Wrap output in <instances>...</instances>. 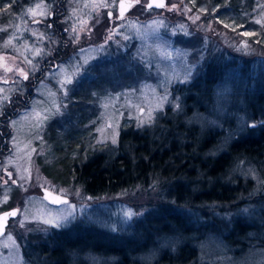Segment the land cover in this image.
<instances>
[{
  "label": "rangeland",
  "instance_id": "374dc122",
  "mask_svg": "<svg viewBox=\"0 0 264 264\" xmlns=\"http://www.w3.org/2000/svg\"><path fill=\"white\" fill-rule=\"evenodd\" d=\"M59 1L28 0V5L14 15L13 21L6 23L9 25L7 37H0L4 41L0 44V56L5 57L7 66L35 73L42 61L47 63L45 75L31 95H27L29 81L15 71L5 73L0 66V98L5 95L9 98L7 102H0V213L13 208L19 210L0 237V264H38L34 243L52 229L67 227L78 219L113 232L129 231L135 218L156 204L158 194L154 186L135 185L121 193L92 197L66 176L63 167L85 162L91 156L92 137L98 145L115 144L112 140L117 142L124 123H140L141 120L148 123L149 112L153 120L164 111L170 87L190 81L204 59L226 53L264 60V48L243 35L248 30L225 27L215 18L216 11L205 12V7L201 8L204 11L195 9L187 0H166L165 7L155 9L147 7L150 0H138L122 19L118 18L120 0H115L114 7H104L101 0H62L58 6ZM106 2L113 4V0ZM38 3L47 5L50 14L40 16L44 8L37 9ZM61 4L65 7L63 14L59 11ZM29 8L36 11L35 17L27 14ZM62 31L67 33L68 43L63 41L61 49L67 44L69 53L60 61L57 54ZM190 34L205 36V43L202 40L200 48L190 46L189 53L179 41L185 39L190 44L196 41ZM12 35L15 36L12 45L4 48L3 44ZM132 42L137 46L133 55L122 58L125 55L122 53L120 57V52L133 47ZM245 42L249 45L246 49ZM35 49H40L41 54L35 55ZM208 50L212 56L210 53L204 56ZM25 57L32 61L35 70ZM4 63L0 61V65ZM89 66L91 70L86 71ZM83 75L89 85L86 90L102 89L104 94L88 103H97V121L93 122V128H85L87 135L82 149L70 153L63 138L68 136L71 127L64 123L63 117L69 112L74 84ZM66 78L72 82L66 84ZM230 80L216 91L215 114H196L194 122L202 127L222 125L233 90ZM162 99V107L158 109ZM55 120L59 121V131L49 128ZM249 122L246 115L239 114L235 127L216 152L224 151ZM71 136L73 142L79 138L74 132ZM235 172L254 181L255 188L247 199L224 210L213 206L210 211H199L196 216H216V220L213 218L216 224L226 229L223 234H228L238 219L251 222L258 233L240 237L234 244L222 235L210 233L200 244L204 260L210 264H264V180L248 162L241 163ZM42 188L59 194L63 190V196L69 200L60 206L49 204L42 195ZM50 220L59 226L45 223ZM225 223L229 226L225 227ZM158 243L173 250L180 240L166 237ZM156 254L157 251L151 250L138 258L150 262ZM84 259L86 264L103 262L100 256L91 254Z\"/></svg>",
  "mask_w": 264,
  "mask_h": 264
},
{
  "label": "trees",
  "instance_id": "16d2710c",
  "mask_svg": "<svg viewBox=\"0 0 264 264\" xmlns=\"http://www.w3.org/2000/svg\"><path fill=\"white\" fill-rule=\"evenodd\" d=\"M187 2L195 9L205 7V12L216 11L215 18L229 28L238 27L255 33L249 36L250 40L264 48V25L255 23L258 19L264 20V0ZM26 5L28 0H0V27L3 26L0 29H7L0 31L1 38L7 37L9 32L6 23L12 22L14 15ZM60 8L59 11L65 13L64 5L61 4ZM66 34L62 31L60 35L57 54L60 61L69 53L67 44L61 49L63 41L68 43ZM190 35L196 41L191 44L185 39L179 41L188 51L190 46L202 47V40L205 43V36ZM174 41L177 43L176 39ZM136 48L133 43L132 48L120 52L119 56L125 53L122 58H130ZM209 53L210 50L204 56ZM262 61V58L227 56L226 53L204 59L195 68L196 74L190 81L170 87L164 111L152 122L142 126L136 121L124 123L115 144L98 145L91 135V156L85 162L63 167L67 177L92 197L121 193L135 185H152L157 189L158 200L135 218L127 232H113L84 219L52 229L34 243L38 264H86L84 258L90 254L100 256L103 259L101 264H210L204 260L200 247L201 240L210 233L224 236L231 244L240 237L257 234V228L253 229L252 223L243 219L234 221L232 229L228 227V234H223L226 229L216 224V216L200 218L196 213L210 211L213 206L224 210L247 199L255 185L252 178L235 172L243 162L253 164L257 175L264 180ZM91 68L89 66L86 71ZM140 71L144 72L142 68ZM84 75L74 84L69 101L71 112L66 111L63 117L64 123L71 127L68 136L63 138L70 153L82 149L81 144L87 135L85 128H93L97 121L98 105L88 103L104 94L102 89L86 90L89 85ZM228 79H231L233 90L222 125L202 127L194 122L196 114H215L216 91ZM239 114L246 115L250 122L224 151L216 152L227 133L235 127ZM58 124L59 121L55 120L49 128L59 131ZM73 132L79 137L75 142L71 136ZM227 226L229 224L225 223ZM166 237L179 239L178 247L173 250L161 247L158 240ZM151 250L157 251L153 260H139L138 256Z\"/></svg>",
  "mask_w": 264,
  "mask_h": 264
},
{
  "label": "snow or ice",
  "instance_id": "6c2138e0",
  "mask_svg": "<svg viewBox=\"0 0 264 264\" xmlns=\"http://www.w3.org/2000/svg\"><path fill=\"white\" fill-rule=\"evenodd\" d=\"M137 2H138V0H137ZM101 3H102V5H103L104 7H114V6H116V5H115V0H113V4H112V5H109V4L106 2V0H101ZM127 6L130 7V6H132V5H131V3H129ZM35 7H36L37 9H39V8H44V11H41V12L39 13V15L42 16V17L47 16V15L50 14V13L47 11V5H43V4L38 3V4H36ZM118 7H119V16H118V18H122V17H123L124 10H125V7H126L125 0H120V3H119V5H118ZM147 7H148V8H151V7H152V4H148ZM156 7L163 8V7H165V4H164L163 2H161V3L156 4ZM173 7H175V6H173ZM262 7H264V6H262ZM201 11H204V9H201ZM27 14H29V15L35 17L37 13H36V11H35L33 8H29V9H27ZM108 15L111 16L112 14L109 12ZM33 22H34V23H39V21H37V20H33ZM255 23L264 25V20H259V19H258V20L255 21ZM49 26H50V25H49ZM225 27H228V25L225 24ZM6 30H7V29H0V31H6ZM233 30H235V29H233ZM74 31H75V29H74ZM254 34H255V33H249V32H245V33H243V35H245V36H251V35H254ZM42 37H43V34L41 33V34H40V38H42ZM14 39H15V36H14V35L9 36V38H8V39L5 41V43L3 44V47H4V48H8L9 46H11L12 43H13V40H14ZM243 47H244L245 49L249 47V45L247 44V42L244 43ZM34 54H35V55H40V54H41V50H40V49H35V50H34ZM25 60H26V62L32 67V69L35 70V66L32 64V61L29 60V59H27V57H25ZM0 61H5V63H4L3 65H0V66H3V67H4L5 73H11V72H14V71H15L16 74L19 75V76H21V77H23V79H25V80L28 79V73H27L23 68H21V67H16V68H14V67H9V66H7V62H6L4 56H0ZM0 79H2V78H0ZM4 82L7 83L8 81H7L6 79H4ZM71 82H72V81H71L70 78H66V79H65V83H66V84H67V83H71ZM165 98H166V97H165ZM8 99H9V98L5 95V96H3L2 98H0V102H7ZM162 103H163V99L161 100V102L158 103V105H157V108H158V109L162 107ZM141 111H142V110H141ZM0 114H2V112H0ZM138 119H140V118L138 117ZM147 122H149V123L152 122V115H151V112L148 113V120H147ZM143 123H145V121H144V120H141V121H140V125L142 126ZM112 142H113V143H116V140L113 139ZM9 176H11V173H9ZM45 191H46V195H47L48 197H51L53 203H61V204H66V203H67L66 200H64V199L61 198L62 195H63V190H60V193H61L60 195H55V196H53L52 192H49L47 189H46ZM18 211H19V210H15V211H11V212H5V213L3 214V216L0 217V222L6 220V218L9 217V216H12V217L16 216ZM129 215H131V213H129ZM45 223L55 224L56 226H59V224H56L55 221H51V220H50V221H45ZM2 226H3V224L0 223V227H2Z\"/></svg>",
  "mask_w": 264,
  "mask_h": 264
},
{
  "label": "water",
  "instance_id": "95a60500",
  "mask_svg": "<svg viewBox=\"0 0 264 264\" xmlns=\"http://www.w3.org/2000/svg\"><path fill=\"white\" fill-rule=\"evenodd\" d=\"M136 2H137L136 0H125L126 7H125V10H124V13H123V17H122V18H124L125 15L128 14V13L131 11V9L135 6ZM161 2H163L164 4H166V0H150V3H149V4H152V7H151V8H154V9H155V8H160V7H156V4L161 3ZM119 3H120V1H119ZM119 3H118V5H119ZM129 3H131L132 6L128 7L127 5H128ZM118 14H119V7H118ZM122 18H120V19H122ZM46 189H47L49 192H52L53 196H55V195H60L59 193H56V192H54V191H52V190H50V189H48V188H42V195H43L44 199H45L49 204H52V205H55V206H60V205H62L61 203H53L51 197H48V196L46 195V191H45ZM61 198L64 199V200H66L67 202H68V200H69L68 197L63 196V195H62ZM15 210H18V209H17V208H13V209H11V210H6V211L0 213V217H2L3 214H4L5 212H11V211H15ZM17 215H18V212H17ZM17 215H16V216H17ZM16 216H14V217L9 216V217L6 218V220L0 222V223L3 224V226L0 227V237L3 236V235L5 234L10 219H11V218H15Z\"/></svg>",
  "mask_w": 264,
  "mask_h": 264
},
{
  "label": "flooded vegetation",
  "instance_id": "af4514ba",
  "mask_svg": "<svg viewBox=\"0 0 264 264\" xmlns=\"http://www.w3.org/2000/svg\"><path fill=\"white\" fill-rule=\"evenodd\" d=\"M46 64L47 63L45 61H42V66L40 67V69L38 71H36L35 73L32 71L27 72L28 73V79L26 81L30 82L27 95L33 94L32 89L36 88L39 85V83L41 82L40 80L44 77L45 69L47 68ZM5 112H6V110H5ZM7 115L10 118V115L8 113H7ZM0 162H1V160H0Z\"/></svg>",
  "mask_w": 264,
  "mask_h": 264
}]
</instances>
